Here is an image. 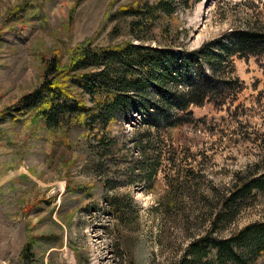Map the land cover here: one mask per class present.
<instances>
[{
	"label": "rangeland",
	"instance_id": "374dc122",
	"mask_svg": "<svg viewBox=\"0 0 264 264\" xmlns=\"http://www.w3.org/2000/svg\"><path fill=\"white\" fill-rule=\"evenodd\" d=\"M133 1L0 0V264H183L188 245L212 229L217 199L234 175L263 173L264 59L232 58L239 90L229 86L222 107H190L196 119L211 121L212 131L185 126L176 154L166 137L164 144L149 140L145 151L136 147L138 115L130 123L123 114L113 116L101 143L72 119L54 129L16 112L20 98L43 82L55 54L65 66L88 42L106 48L132 40L133 18L118 10ZM193 1L176 0L173 20L162 22L170 26L166 41L182 45L173 49L177 57H192L203 42L244 27L253 7L264 8V0ZM154 41L144 44L156 47ZM187 86H178L176 95ZM158 155L162 161L149 176ZM165 156L174 164L167 166ZM171 169L181 179L191 169L196 189L168 193L175 185ZM243 203L234 221H217L216 235L228 238L264 223L263 194Z\"/></svg>",
	"mask_w": 264,
	"mask_h": 264
},
{
	"label": "trees",
	"instance_id": "16d2710c",
	"mask_svg": "<svg viewBox=\"0 0 264 264\" xmlns=\"http://www.w3.org/2000/svg\"><path fill=\"white\" fill-rule=\"evenodd\" d=\"M175 1L134 0L121 7L119 12L133 18L130 23L133 39L106 48H92L88 42L77 47L65 66H61L60 58L55 54L48 63L43 82L20 98L16 112L29 113L54 129L72 119L71 122L86 130L91 142L93 138L101 143H104L105 135H109L107 131L118 114L124 115V123L134 121V115H138L142 117V123L138 127L136 147L145 151L149 140L154 144L162 140L164 144L162 137H166L173 146L169 147L171 154H176L185 126L211 132L208 127L211 121L196 119L190 107H202L207 103L222 107L230 99L227 88L232 85L239 90L240 80L233 57L264 59V8L257 12L253 7L255 15L244 27L230 28L217 41L203 42L200 48L192 51V57L181 51L177 57L173 49L182 45L179 41H166L170 26L162 23L173 20ZM177 1L180 5L188 4V0ZM201 1L194 0L193 3ZM145 28L152 34L161 35H152L146 38L147 41L137 35L141 30L147 32ZM153 40H156V47L144 44ZM183 82L188 86L184 89L185 94L178 97L177 88ZM150 110L151 114H147ZM158 116L161 119L156 121L154 118ZM261 150L264 151V141ZM164 160L168 166L174 164L175 159L165 156ZM161 161L159 155L153 157L149 176L155 173ZM261 162L264 167V157ZM169 173L175 185H168L171 187L168 193L172 192V187L184 191L196 189V185H192L196 176L191 169L186 170L182 179L174 169ZM261 194L264 195V171L257 176L255 173L243 176L236 173L225 196L220 193V199H217L220 212L212 229L188 245L182 263L264 264V223L249 224L228 238L216 235L218 229L215 226L217 221H221V225L234 221L243 202ZM115 212L120 218L121 213L118 214L116 209Z\"/></svg>",
	"mask_w": 264,
	"mask_h": 264
},
{
	"label": "water",
	"instance_id": "95a60500",
	"mask_svg": "<svg viewBox=\"0 0 264 264\" xmlns=\"http://www.w3.org/2000/svg\"><path fill=\"white\" fill-rule=\"evenodd\" d=\"M206 6V5H205Z\"/></svg>",
	"mask_w": 264,
	"mask_h": 264
}]
</instances>
